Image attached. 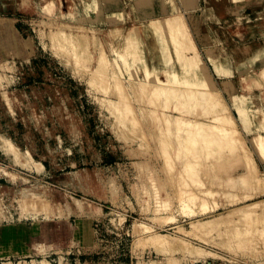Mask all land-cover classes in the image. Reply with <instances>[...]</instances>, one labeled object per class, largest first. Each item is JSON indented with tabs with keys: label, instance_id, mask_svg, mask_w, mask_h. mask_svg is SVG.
Segmentation results:
<instances>
[{
	"label": "rangeland",
	"instance_id": "374dc122",
	"mask_svg": "<svg viewBox=\"0 0 264 264\" xmlns=\"http://www.w3.org/2000/svg\"><path fill=\"white\" fill-rule=\"evenodd\" d=\"M48 1L26 0L27 3H25L24 0H0V230H8L9 236L10 234L16 235L12 239L21 241V244H16L12 248L6 246L5 243H0V254L2 256L4 254L16 255L0 259V264H33L34 262V264H45V262L48 264H76V261L77 264H190L192 261L207 258H235L239 260L247 258L255 260L257 264H264V229L262 230V227H259L260 225L258 226L256 222L252 224L251 228L256 232L253 231L252 238L248 237V245L241 243L244 247H234L233 251H230V249L228 251L220 244L217 246L218 243H215L216 241L213 239L215 237L210 235V237L205 236V238L201 236L202 239L188 238L187 243L196 249L185 250L182 244V246L178 244L176 248H183V252L181 249L177 250L181 252L180 256H166L163 253L160 254L159 250H157L159 252L154 250L155 248L147 243L146 234L143 233L141 239L134 237L133 227L131 228L134 222L141 223L140 228H144V224L150 223L146 218L149 214L142 211V205L145 206L148 200L153 199L151 196L153 194L151 186L153 185L151 183L159 191L161 190L159 196L161 194V197L168 195L173 197L175 196L174 192L177 188L175 184L177 182L171 180L176 181L178 178L175 177V179L173 175L169 174V177H172L171 179L168 174H164L166 170L162 166L163 163L157 148L159 147V145L157 146V141H159L156 131L157 126L152 118L149 120V114L146 115L145 113L146 119H143L136 111L137 117L140 118V130L134 132L135 128H132L134 130L131 132L130 129V133L127 127L118 132V138V135L113 134L106 122L99 117L100 102L107 103L109 101L107 106H110V101L117 99L121 102V106L122 101H125L151 110L153 104L146 105L145 100L142 98V100H139L140 103L134 100L135 96H133L132 88L135 92L140 89L137 87L139 86L137 81L142 82V74L157 77L156 80L158 81L161 78L159 81L161 82V80L164 81L166 75L174 72L170 65H165V60L172 53L170 48L172 49L173 45L163 41L162 38L157 39L156 35L153 34L142 36L138 38L139 40L132 39L131 36L128 39L124 35L122 37L127 38L129 42L125 41L123 50L119 45V42L123 40H121L120 34H117L118 39H120L115 40V42L112 39V43L109 42V45L108 43L102 44V48H105L100 49L101 52L97 47H89L88 54L91 56H81L79 62H84V66H78L77 61L73 62L65 55H62L61 58L57 57L49 48L50 42L48 41L50 40L47 39L49 25L52 22H69L91 27L92 24L103 23L101 21L107 20L104 18V9L99 3L97 12L91 2H88V7L85 9L82 2L77 0L73 5L70 3L73 6V12H77L75 15L73 12H71L73 14L69 12L71 18H73L71 20L69 17L65 16L66 19L63 18L64 16L62 17L65 14L63 13L65 12L63 11L65 10L63 5L68 2H60V6L57 0H52V4L51 1ZM134 1L124 0V7L119 11L120 19H123V26L119 29L120 31L122 29L125 32L134 22L142 21L137 17V12H140L141 15L143 12L146 13V10H139L141 8L137 10ZM190 1L191 3L188 5ZM190 1H179V3L183 2L181 5L184 4V10L178 4L175 7L178 11L182 10L183 15L194 28L192 29V35L196 43L201 45L200 52L203 57H207V53H203V49L207 45V41L203 37L205 29L222 40V51H219V56L218 52H215V58L210 62L224 64L223 68L227 71L223 70V74H226V79L230 80L229 87L235 93H238L242 73L239 72L235 63L237 74L235 76L228 74L230 67L228 58H233L236 61L235 52L241 49L242 42L246 41V38L229 36V29L237 25V21H245V19L240 18L241 14L238 9L247 5L250 0H229L227 8L216 11L214 19H211L212 21L202 18L203 21L201 20L202 22L198 25H192L190 21L195 13H201L203 4L198 9L196 3L193 0ZM45 2L56 7L60 6L59 8H50L52 12L56 13L55 17H49V15L47 17V14L44 15L40 12L42 10L41 6H44ZM71 5L67 7H71ZM158 5L161 8L164 3ZM190 6L192 12H187ZM18 7L24 10L20 11ZM163 12L166 13L167 11ZM250 12L251 10H247V15ZM54 13L52 14L54 15ZM57 13H59L58 16L61 14L60 17L63 19L58 17ZM66 14L68 15L67 12ZM229 18L233 19L229 20ZM259 22V27L256 26L261 30L264 26V18L259 19ZM102 26H105V23ZM261 31L264 32V28ZM157 37L159 36L157 35ZM133 42L139 43V45L142 44V47L138 45L137 48H131ZM138 50H144L141 53L148 56V64L143 61V54L140 51L139 56L141 57L139 58L141 60H139L136 55ZM127 51L128 53L130 51L129 54L133 52L134 59L137 57L136 65L126 63V59H132V55L126 53L128 55L126 56L124 54ZM100 53L101 55L105 53L106 59L103 57L109 61H107V65L104 60L105 64L109 68L110 63L112 67L108 69L105 68L106 65L103 66L105 69L101 73V71H98L102 69L100 66L101 68L96 71L100 73L96 74V67H98V64H102L96 58ZM116 53H120L119 55L123 53L120 56L125 58L123 64L122 58L120 59ZM112 57H115V59H112ZM111 59L114 61H110ZM120 63L123 67L119 71L117 67ZM205 63L208 68L209 62L205 60ZM113 65H117V67ZM124 65H131L129 67H133L135 71L128 69V66L124 68ZM5 66L7 67L5 68ZM76 66L80 75L77 70L75 71ZM136 67H140V69L136 70ZM119 68L121 67L119 66ZM142 68L143 70H141ZM249 69L252 68L247 66L246 71ZM91 70L94 71L91 72ZM130 70L134 74L131 75ZM143 71L147 73L144 74ZM86 73L89 76H86ZM156 74L159 75L156 76ZM124 75L126 78L123 77ZM253 75L257 77V74ZM92 76L93 79L97 78V82L96 80H94L95 82L91 81ZM127 76L130 77L128 78L131 81ZM131 76H134V80ZM111 77L115 79L112 80ZM87 78L89 79L87 80ZM255 83L258 85L257 82ZM216 85L223 100L231 107V112L236 119L237 112L231 105L232 100L222 92L223 83L218 81ZM237 86L238 88H236ZM246 91L247 93L251 92L250 90H242L244 94L242 93V97L239 94L238 97L242 111H247V109L249 111L252 131L243 130L239 123L238 127L245 140V142L243 141L244 144L248 146L249 150L253 151L255 149L253 144L255 136L252 139L251 136L261 130L260 127V130H258L257 124L264 120V113L261 114V111H258L257 114H253V111L264 106L258 103L257 100H247ZM120 92L121 94H119ZM151 94L152 96L156 95H153V92ZM149 96L151 95L149 94ZM156 96L151 99L152 102L155 98H157L155 101H158V103L162 102V98L159 95ZM153 103L155 104V102ZM124 105L126 106L125 103ZM156 106L157 104L154 108L160 109V106ZM136 135V138H141L139 139L143 145L133 140ZM259 135L264 136V134ZM257 137L256 139H258ZM153 140L156 141V149H154ZM135 143L138 146H143L138 147L141 148L140 152H143V158L156 155L157 165L152 164L153 161H151L152 163L143 164L144 168L140 170L138 168L140 164L133 163L129 155L132 153V147L136 145ZM146 146L150 148L148 147V150L145 151ZM171 149L168 148V153ZM256 152L255 149L253 151L254 156L261 158L259 152L257 154ZM257 162L261 172L264 173V169L260 166L261 163L258 160ZM199 167L205 176L206 182L208 181V185H210L209 180L212 172H215L219 177H225L226 169L232 175H237L243 171L236 158L230 155H226L220 163H209L208 159L202 160ZM151 173L152 176L148 177ZM217 181L215 179V184ZM170 192H173V195ZM217 201L221 202L223 199L219 198ZM174 203L170 211L166 213L175 214L177 222L188 228L190 219L184 217L183 214L180 215L181 211H184V207L179 205L181 206L179 213V209H177L179 206L175 208L177 204L174 205ZM213 204H216V202ZM62 208L71 211L69 214H73L74 219L78 220V226H76L75 220L68 219L67 213L64 214ZM200 208L198 206V210ZM228 209H220L218 212H225ZM112 216H115L114 220L110 219ZM118 218H122V220ZM70 219H73V217ZM157 222L148 224V227L151 228L150 231L153 229L157 233L170 236L176 234L174 229H170V224L165 225L163 221ZM33 223H37L36 226H33ZM76 229L78 230V240L75 236ZM30 236H37L40 239V244L35 243ZM142 238L146 241H143ZM206 238L208 239L206 240ZM22 245H25V247ZM197 250L201 252L198 253ZM171 258L174 259L171 260Z\"/></svg>",
	"mask_w": 264,
	"mask_h": 264
},
{
	"label": "bare ground",
	"instance_id": "6f19581e",
	"mask_svg": "<svg viewBox=\"0 0 264 264\" xmlns=\"http://www.w3.org/2000/svg\"><path fill=\"white\" fill-rule=\"evenodd\" d=\"M49 1H51V4L53 3L52 0ZM57 1L60 6H61L60 2L62 3L68 2L67 4L70 6L71 4L73 5L77 0H57ZM179 1H183V0H179ZM188 1L190 0H187V2ZM24 2L27 3L26 0H24ZM78 2H82L85 9H87L88 7V2H91L92 6H94V9L96 8L97 12L99 9L98 5L100 3L102 8L104 9L103 12L105 13V15L103 14L104 18L107 20H104L103 23L92 24L91 27H86L83 26L82 24H75V23L72 24L69 22H61V23L52 22L51 25H49L50 24L49 23L48 24L49 30L47 32V34H49L47 39L50 40L48 41L50 42L49 48L57 57L61 58L62 55H65L69 57V59L72 60L73 62L77 61L78 63L76 62V64H78V66H84V62H79V58L83 55L86 56L90 55L88 54L89 47L92 48L97 47L99 50L104 49L105 47L102 48V44L104 45V43H108L109 45V42L112 43L111 41L112 39L114 40V42L115 40H119L120 39V38L118 39L119 36L122 38L121 40L123 41H120L119 42L120 44L118 42L117 43L121 45L122 48L125 47V41H127V43L129 42L128 41L129 36L133 37L132 39L134 38L138 39L142 36L143 37L148 36V34L156 35L157 39L162 38L163 41L169 42L170 44L172 43L173 45L172 49L170 48V50H172V53L169 54V58L165 60V65H170L173 68L174 72H172V74L166 75L165 77L166 79L164 78V81L161 80V82H159L161 78L160 79L158 78L159 81L156 80L157 78L156 76L159 74H156L155 76L156 78H154L153 76L149 77L148 75L145 76L142 74V80H141L142 82L137 81L139 82V86L137 87H139L140 89L137 92H135L134 88H132L133 96H135L134 100L136 102H139V100L144 99L146 105L153 104L152 105L153 108L151 110L144 109L141 106L140 107L135 106L132 102L126 103L125 101L122 100H121L122 101V106H121V102H119V100L117 99L110 101L109 104L110 106H107L109 101L107 103L106 102L103 103L104 101L100 102L101 104L99 108V117L106 122L107 126L109 127V130L113 134H115L116 136L118 135L117 136L118 138H119L118 132L122 131L123 129H126L127 127L129 128V132L130 129L131 132H133L132 130L134 129L132 128H135L134 132H138L140 130L141 128V125L139 124L140 118L137 117L136 111H138V114H140L141 117H143V119H146L145 113L146 115L149 114L150 118L149 117L147 118H149V120L152 118V120L155 121L157 126L156 131L158 133L157 135L159 138V141H157V146L159 145V147L156 146L155 140H153L154 141L153 146H155L154 149H156V147L159 149L158 154H160V159L163 163L162 166H164V169L166 170L165 172L163 167L161 166L163 171L165 172L164 174H168V177L170 174L171 176L173 175V178L175 177L178 178L176 181H173L172 177H169L172 179L171 180L172 182L175 183L177 182L175 184V187L177 185L176 190L173 189L176 191L174 192L175 196H173L172 198L170 197L171 195H168L166 197L165 196L161 197L160 194L159 196L161 190L159 191V189L156 186H154L153 183H151L154 186V187L151 186V190H152L151 192L153 193L151 196L153 199L148 200L145 206L142 205V211L144 213L149 214L146 218L147 220L150 221V223H155V221L156 222L163 221V223L165 222L164 223L165 225L170 224V229L171 228L174 229V233L176 234L170 236L168 234L157 233L153 229H152L153 231L152 230L150 231L151 228L148 227L149 226L148 224L150 223H146L143 225L144 228H140L141 223L134 222L132 226L130 225L131 228L133 227L132 228L134 230L133 233L135 234L134 237L135 238L137 237V239H141V235L143 233L146 234L145 239L147 240V243H150V245H152V247L155 248L154 250L156 251L159 250L160 252L159 251L157 252H159L160 254L163 253L166 256L167 255L178 256L181 253L178 251L180 249L182 251L183 248H185V250H191L192 248L196 249L192 245L188 244L187 240L188 238H201V236L202 237L204 236L205 238V236L210 237V235L211 236L213 235L212 237H215L213 238L216 241L215 243H218L216 245L218 246L220 244V246L222 245L228 251L229 249L230 251H233L235 248L239 246H243L241 245V243L247 244L248 237L252 238L253 237L252 233L253 231H255L251 229L253 223L256 222L258 226L260 225L259 227H262V230L264 229V173L261 172V170L258 168L255 160V156L253 154V151L256 149L261 156V158L259 159L264 164V136L259 135V133H257L259 135L258 137L256 136V134L253 135V137L255 136V138H253V142H254L253 144L255 147L253 151L249 150L248 146L244 144L245 140L231 112V107L227 105L226 102L223 100L220 90L218 89L216 82L213 78V74L207 68L205 59L202 56V53L200 52L198 45L195 41V38L193 37L192 32L190 30V24L187 18L183 15L182 10L178 11L176 9L175 7L176 3L174 0H135L134 3L136 2L137 10L139 8H141L139 10L142 9L146 10V13L144 12L142 13V17L145 16L147 19L134 22V24L129 26L127 30L123 32L124 30L123 31L122 29L121 31L119 30L123 26V22H122L123 19H120V13H119V11L122 10V8L124 7L122 0H78ZM228 2L229 0H219V1L204 0L201 13L194 14V16L190 21L191 24L192 25L200 24V22L203 21L202 18L209 19V21L211 19H214V13L216 11H221L223 9H226L227 6L229 5ZM159 3L169 4V8L166 13L163 12L166 11L165 9L159 7L158 5ZM189 3H191V1L188 2V4ZM44 4H43L44 6H41L42 10H40V12L43 13L44 15L47 14V17L48 15L49 17L50 16L55 17L56 13H54V11L52 12L51 7H56V6L50 5V3L46 4V2ZM67 4L63 5L65 9L63 10L65 11L63 13L66 14L67 12L69 16L67 14L66 15L63 14L62 17L64 16L63 18H65L66 16L67 18L69 17L72 20L73 18H71L70 13L73 12L72 10L73 6L71 5V7H67L68 6ZM59 5L57 6L58 8L60 7ZM68 8L71 9L69 10ZM245 8L251 10V12L248 15L243 14ZM19 10L22 11L24 9L19 8ZM238 10H240V14H241L240 18L245 19V21H237L238 22L237 25L229 29L230 30L229 36L234 38L237 37L246 38L245 39L246 41L242 42L241 49L236 50L235 52L236 54L235 63L238 66L237 68L239 72L242 73V77H241L242 81L240 84L241 86L240 88L243 91H245V90H250L253 84L256 86H261L260 83L264 84V32L261 31L264 28V26L262 27L261 30L257 28V26L259 27L258 25L259 19L264 18V0H250L247 5L241 7ZM161 11L164 14L161 13V15H159L160 14L159 12ZM52 13H54V15ZM58 14L59 13H57V16ZM61 14L58 17H60ZM137 17L136 19H138ZM232 19L233 18H229V20ZM104 23L105 26H107L105 30H103L105 26H102V24ZM42 32L44 33V31ZM117 34L120 35L118 36ZM124 35L128 39L123 38ZM157 35L159 37H157ZM204 35L207 43L209 44L213 45L218 41L217 36L207 35L206 32L204 33ZM132 44L133 45H131V48H137V46L139 45V43L137 44L134 42ZM141 45L139 46L142 47ZM125 49L127 50V48ZM144 50L143 51L138 50V54H136L138 58L141 57L139 56V51L141 53L144 52ZM101 51L102 50H100V52ZM215 52L217 51L215 50L214 46L206 47L204 51V53H207V59L209 61H212L215 58ZM126 53H128V51L125 52L124 54L126 55ZM129 53L128 55L130 56L133 54V52L132 54ZM119 54L120 53L118 54L116 53V55H118L120 59L122 58L121 60L123 64L124 62L123 59L125 58L120 57L123 53H121V55ZM103 56L105 57V53L103 55H101L100 53V55L96 56L98 62L102 64L100 65L98 64V67H96L97 69L96 68H95L96 70L94 69L95 72L102 67V69L98 70L101 71L102 73V71H104L103 69L107 67L108 60H105L106 57L104 59ZM137 57L136 59H134L132 55V59L134 60L131 61L132 59L128 60L130 59L128 58L126 59L127 62L126 61L125 62L127 64L129 63L135 64L136 60H138ZM112 59H115V57H112ZM112 59L110 61L113 62L114 60ZM142 59L145 63L148 64L149 59L147 55L143 54ZM104 60L106 61L107 65L105 64ZM139 60H141V58H139ZM120 64L118 65V67L117 65H113V66H116L117 69H119L120 71V69H122L123 67L122 64L121 65ZM103 66H105V68H103ZM109 66L112 67L110 63ZM119 66L121 68H119ZM127 66L131 67V65H126V66L124 65V68H127ZM247 66L251 67L252 69L246 71ZM6 67L7 66H5V68ZM130 67L128 69L134 70L133 67L132 68ZM139 69L140 67H138L136 70ZM213 69L214 72L216 73L220 72L217 64L214 65ZM76 70L78 71V67L77 69H75V71ZM94 70H91V72ZM141 70H143V68ZM141 70L140 73L142 72ZM115 72L117 71L115 70ZM97 73L98 72H96V74ZM146 73L147 72L145 71L144 74ZM88 74L86 76H89ZM132 74L134 73H132L131 71V75ZM253 74H257V77H255ZM125 75L123 77H125ZM252 75L254 76V78L252 77ZM128 77L129 76H127V78ZM131 77L134 80V76ZM97 78H99V76H97ZM97 78L93 79L92 76L91 81L93 80V82H95L94 80H96L97 82ZM88 79L89 78H87V80ZM111 79L114 80L115 78L111 77ZM255 82H257L258 85ZM222 83H223L222 90L224 89V92L227 95H229L230 99L232 100V103L234 105H237L236 98L239 97H237L236 93L233 92V89L229 87L230 80L228 78L224 79ZM152 92L153 95L156 94L162 98V102H159L161 105H158L159 104L158 101H155L157 100V98L153 99V102H155V104L152 102L151 99L154 98V96H156V95L152 96L151 94ZM242 93L243 92L240 93V96L242 95ZM119 94H121V92ZM149 94L152 96L151 99H149L151 97L149 96ZM253 94L254 96L258 97V99L260 98L261 101L263 100L262 102L264 103V87L263 89L254 91ZM123 96L125 95L123 94ZM123 102L126 104V106L124 105ZM156 104L158 107L160 106V109L154 108ZM239 104L241 105V103ZM260 113L263 114L264 111L261 110ZM127 116L129 117L127 118ZM133 119H136L138 121H134ZM134 137L135 139L133 140H136L138 143L141 141L140 137L136 138L137 135ZM256 137L258 139H256ZM129 143L128 145L131 147L130 144L132 142L130 144ZM141 143L142 142H140L139 144ZM135 144L137 145V143ZM136 145L132 147L133 151L131 150L132 153L129 155L132 158L133 163L140 164L138 167L140 168V170L141 168H144L143 164L152 163L151 161H153L152 164L157 165L156 155H151L150 158H143L142 157L144 156L142 154L143 152L141 153L140 152L141 148L140 149L138 148V147H143L141 146L143 144H141L140 146L138 145L136 146ZM148 147L149 146L145 147V151L148 150ZM168 148L171 149L169 153H168ZM226 155L235 157L236 161L239 162V165L244 168V171L237 175H232L229 173V170L226 169L227 173L225 177H219L217 174H215V172H212L210 174V180H209L210 185H208V181L206 182L205 176L200 171L199 166H201V161L208 159L209 163H213V162L220 163L222 162V160L225 159ZM217 172L219 173V171ZM149 176H152V173L151 175H148V177ZM215 179L218 180L216 184L214 182ZM219 198L223 199V201L218 202L217 199ZM173 201L177 202L176 203L177 205ZM214 202H216V204H213ZM173 203L174 205H176L175 208H177L179 205L184 207V211L183 210L181 211L180 209L181 206H179L177 209H179L178 212L179 211L182 212L180 214L181 216L183 214L184 217L190 219L188 228L183 227L181 223L177 222V218L175 214H171L169 212L166 213L167 211H170V208L173 205ZM118 206L120 205L118 204ZM198 206L199 208L201 207L199 210H198ZM195 207L197 208V210ZM226 208L229 209L225 212H218L220 209H226ZM115 216H112L110 219L114 220L113 218H115ZM118 219L122 220V218H118ZM11 235L12 234H10V236ZM13 236L16 235L13 234ZM142 239L143 241H146L144 240V238ZM207 239L208 238H206V240ZM210 239L211 241H213L212 238ZM5 244L9 248H12L16 244H21V241L12 239L10 241H6ZM178 244H180V246L183 245V248L181 247H179L180 249L176 248ZM22 246L25 247V245ZM200 252L201 251H198V253ZM172 259L174 258H171V260ZM45 264L48 263L45 262Z\"/></svg>",
	"mask_w": 264,
	"mask_h": 264
},
{
	"label": "crops",
	"instance_id": "0c3cea01",
	"mask_svg": "<svg viewBox=\"0 0 264 264\" xmlns=\"http://www.w3.org/2000/svg\"><path fill=\"white\" fill-rule=\"evenodd\" d=\"M175 1V3H176V5L178 4V6H180L181 8H183V10H184V4L183 5H181V3H179V0H174ZM203 1L204 0H193V2L194 3H196V8H200L201 6H202V4H203ZM122 2L123 3H125L124 2V0H122ZM193 2H192V4H193ZM186 5V4H185ZM189 5V4H188ZM162 7V9H165L166 11L168 10V8H169V4L167 3V4H164V5H162L161 6ZM188 10L189 11H187V12H192L191 10H192V8H191V6L190 7H188ZM247 10H249L248 8L245 10V11H243V14L245 15V14H247L246 12H247ZM161 14V13H160ZM136 15H138V18L140 19V20H145L146 19V17H142V15L140 14V12H137V14ZM8 18H11V19H13L14 17H8ZM15 20V19H14ZM101 22H103V21H101ZM192 29H194V28H192V26L190 25V30H191V32H192ZM207 33V35H210V36H213L214 34H211V33H209L208 31H207V29H205L204 31H203V33ZM204 35V34H203ZM215 36V35H214ZM194 37V36H193ZM204 37V39H205V35L203 36ZM221 41L222 40H220V39H218V41L215 43V44H209V43H206L207 45H206V47H209V46H214L215 47V50L219 53V51H220V49L222 48L221 47ZM197 45H198V43H197ZM201 45H198V48H199V50H200V47ZM205 47V48H206ZM205 48L203 49V53H204V51H205ZM205 58V60L207 61L208 59H207V57L205 56L204 57ZM208 68H209V70L213 73V78H214V80H215V82H216V84H217V82L218 81H220L221 83L223 82V80L224 79H226V74H223V70L224 71H227V69H224L223 67H224V64H219V63H217V62H215V64H217L218 65V69H219V73H216V72H214V65L215 64H213V63H211L209 60H208ZM228 63L230 64V67H229V69H228V74H230V75H232V76H235V74H237V70H236V67H235V61H234V59L232 58H228ZM213 69V70H212ZM261 84V86H255L254 84H253V86H255V87H253L252 86V88L250 89V93H247V91L245 92V95L248 97H246L247 98V100H250V99H252V100H257L258 101V103H261L263 106H264V103L260 100V98L258 99V97H256V96H254V94H253V92L254 91H258V90H260V89H263V87H264V84L263 83H260ZM241 86L239 85V88H240ZM261 87V88H260ZM235 88V87H234ZM236 88H238V86L236 87ZM235 88V89H236ZM234 89V90H235ZM225 95H227L225 92H224V89H223V91H222ZM234 92V91H233ZM242 92V89L240 88V91L238 92V93H236V96L238 97V95L240 94ZM235 93V92H234ZM228 97H229V95H227ZM230 98V97H229ZM239 98H236V100H237V102H236V104L237 105H234L233 103H231V105H233V108H235L236 109V112H237V118L235 119L236 120V123H237V126H238V123H239V125H241V127H243V130H245V131H247V132H251L252 131V128H250L251 127V125H252V123H251V118H250V116H249V112L248 111H242V109H241V105L239 104L240 102H238L239 100H238ZM239 105V106H238ZM261 110H264V107H261L260 109L258 108V109H256V111H253V113L254 114H257L258 113V111H261ZM241 111V112H240ZM243 115V116H242ZM235 118V117H234ZM259 121H260V119H259ZM257 126H258V130H260L259 129V127L261 128V130L259 131V132H255L253 135H257V133H259V134H264V120H263V122H261L260 121V123H258L257 124ZM239 128V127H238ZM256 129H257V127H256ZM253 136H251V138H252ZM255 160H256V163H257V166H258V168H259V165H258V162H257V160L261 163L260 164V166H261V168H263L264 169V164L261 162V160L258 158V157H255ZM243 168V167H242ZM44 169H45V167H44ZM260 169V168H259ZM243 171H244V168H243ZM242 171V172H243ZM172 198V197H171ZM63 209V208H62ZM63 212H64V214L65 213H67V215H68V219L69 220H75L74 219V215L73 214H69V213H71V211L70 210H64L63 209ZM73 217V219H70V218H72ZM54 218H57V217H54ZM77 223V224H76ZM36 224L37 223H33V226H36ZM75 224H76V226H78V220L76 221L75 220ZM13 231V230H12ZM15 233V232H14ZM76 237H77V240H78V230L76 229V235H75ZM12 238H13V234L11 235V236H9V232H8V230H4V229H1L0 230V243H5L6 241H10V240H12ZM30 238H32L33 239V241L35 242V243H38V244H40V239H38L37 238V236H30ZM42 243V242H41ZM1 253V252H0ZM11 256H16V255H14V254H4V256H2V254H0V259H3V258H7V257H11ZM10 264V263H9ZM76 264H77V261H76Z\"/></svg>",
	"mask_w": 264,
	"mask_h": 264
},
{
	"label": "built area",
	"instance_id": "2783aa9c",
	"mask_svg": "<svg viewBox=\"0 0 264 264\" xmlns=\"http://www.w3.org/2000/svg\"><path fill=\"white\" fill-rule=\"evenodd\" d=\"M190 264H257L252 259H235V258H207L192 261Z\"/></svg>",
	"mask_w": 264,
	"mask_h": 264
}]
</instances>
